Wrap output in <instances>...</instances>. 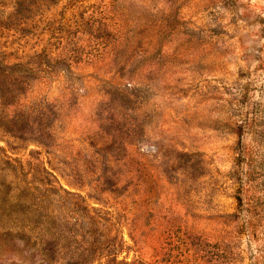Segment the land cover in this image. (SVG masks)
Wrapping results in <instances>:
<instances>
[{"label": "rangeland", "instance_id": "rangeland-1", "mask_svg": "<svg viewBox=\"0 0 264 264\" xmlns=\"http://www.w3.org/2000/svg\"><path fill=\"white\" fill-rule=\"evenodd\" d=\"M0 264H264V0H0Z\"/></svg>", "mask_w": 264, "mask_h": 264}]
</instances>
